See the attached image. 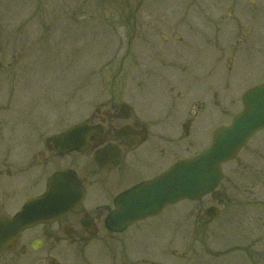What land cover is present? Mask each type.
I'll return each instance as SVG.
<instances>
[{"label":"rangeland","instance_id":"374dc122","mask_svg":"<svg viewBox=\"0 0 264 264\" xmlns=\"http://www.w3.org/2000/svg\"><path fill=\"white\" fill-rule=\"evenodd\" d=\"M163 58L187 68L176 80L179 105L200 101L212 115L178 133L167 164L205 147L211 126L229 122L242 108V92L264 80V0H0V126L41 117L56 133L108 98L111 81L114 91L124 81L134 103L148 108L161 101L164 83L142 82L141 72ZM222 167L220 200L207 195L194 203L221 209L210 228L190 233L184 215L192 203L181 200L137 224L160 221L149 233L133 234V246L155 258L156 244L174 237L168 241L175 257L191 240L197 250L179 264H264V130ZM217 251L225 253L205 255ZM0 264L30 263L2 252Z\"/></svg>","mask_w":264,"mask_h":264},{"label":"flooded vegetation","instance_id":"af4514ba","mask_svg":"<svg viewBox=\"0 0 264 264\" xmlns=\"http://www.w3.org/2000/svg\"><path fill=\"white\" fill-rule=\"evenodd\" d=\"M152 65L154 68L141 72L140 79L163 82L164 100L148 107L146 113L145 108L135 105L132 91L125 85H118L116 91L112 85L108 98H101L84 120L91 132L86 135L87 144L81 151L68 152V139L56 140L67 127L53 133L47 118L15 117L11 122L1 123L0 215H13L25 201L44 192L56 171L73 169L84 189L74 209L24 229L3 253L27 256L30 264H179L186 256L175 257L176 252L171 250L159 259H149L144 252H134L133 234H137V229L142 232V226L133 232L129 227L114 232L105 223L114 208L115 197L149 178L145 177L144 143L153 138L162 140L163 119L170 118L173 122L180 111L177 97L181 94L176 93L175 87L177 78L187 74L186 66L167 63L166 58ZM196 102L195 106L203 110L202 102ZM188 114L183 126L190 124L198 112L190 109ZM116 152L121 155L120 161L111 166L108 160L116 157ZM95 157L105 166L100 167ZM219 195L216 191L211 197L217 200ZM205 208L186 209L184 219H189L187 222L195 233L210 221ZM188 248L195 251L191 245Z\"/></svg>","mask_w":264,"mask_h":264},{"label":"water","instance_id":"95a60500","mask_svg":"<svg viewBox=\"0 0 264 264\" xmlns=\"http://www.w3.org/2000/svg\"><path fill=\"white\" fill-rule=\"evenodd\" d=\"M242 102L243 109L233 117L229 125L214 130L211 143L202 151L120 193L115 199V210L106 219L107 225L119 231L136 220L158 213L169 203L183 198L199 199L213 190L222 177L221 163L233 158L254 132L264 128V82L245 91ZM78 127L81 125H75L67 133L73 134ZM84 143L82 141L83 146ZM61 175L62 178H71L68 186H74V172L66 171L54 175V178H60ZM58 198L43 195L26 202L12 218L0 217V249L25 227L55 216V208L58 206H62L63 210L76 206L81 198L80 190L72 196L66 197L63 194ZM62 198L63 205H59L58 200ZM54 201L59 204H54ZM46 208L50 210L45 212ZM207 213L213 217L218 211L210 208Z\"/></svg>","mask_w":264,"mask_h":264}]
</instances>
